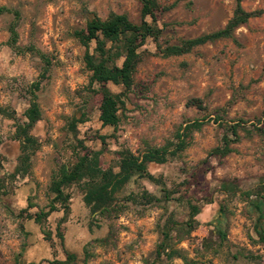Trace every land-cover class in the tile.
Listing matches in <instances>:
<instances>
[{"label": "rangeland", "instance_id": "374dc122", "mask_svg": "<svg viewBox=\"0 0 264 264\" xmlns=\"http://www.w3.org/2000/svg\"><path fill=\"white\" fill-rule=\"evenodd\" d=\"M158 2L167 8L158 22L163 46L222 29L231 18L235 4V0ZM0 7L19 13L18 45H34L51 59L47 77L37 92L41 120L34 126L32 135L40 146L31 156V172L23 179L8 180L5 195L0 196V264H55L65 261V252L76 257L72 264H83L85 246L105 237L108 226L112 227L108 243L88 247L90 258L86 264H143L152 259L159 241L156 223L164 213L159 207L147 208L141 217L131 208L112 221L96 216V224L84 207L82 192L73 186L69 190L71 213L61 226L63 247L55 236L61 213L52 214L41 226L26 218L27 214L33 215L46 207L47 188L58 168L73 163L74 141L65 131V124L72 116L80 118L81 112L86 117L84 123L77 125L79 138L89 139L95 134L107 137L106 152L100 160L103 168L115 167L117 152L121 150L136 155L145 146L161 147L171 141L185 121H203L201 129L193 134V144L179 159L148 167L149 173L162 177L168 186L182 185L181 192L188 189L195 200L212 202L203 206L197 217L199 226L191 238L179 243L177 248L188 260L201 263L211 260L212 264H264V246L251 240L254 237L251 217L242 199L238 196L227 199L218 192L221 182L234 181L240 191L256 188L264 178V137L258 134L244 137L240 132L241 140L231 145L230 155L202 164L222 137V130L212 121L215 111L224 110L225 122L243 120L247 126L261 119L264 16L250 19L237 28L232 39L197 47L179 57H160L148 41L141 49L144 56L134 74V87L120 111L121 124L113 130L101 126L92 96L85 92L89 74L83 65L84 48L74 33L84 29L89 19L105 20L110 13L125 15L138 24L141 5L135 0H0ZM242 7L247 12L264 9V0H244ZM13 21L12 13L0 15V108H10L22 119L28 106L24 89L39 79L43 63L36 56L17 55L6 45L7 29ZM107 88L113 94L122 90L111 83ZM190 99H199L203 109L187 107ZM13 132L14 121L0 115V155L5 159L0 165L1 174L13 172L20 154L19 144L11 140ZM84 146L92 151L101 149L100 142L95 140H85ZM194 173L197 180H190L189 174ZM142 189L158 196L156 186L133 181L118 197ZM220 204L228 208L224 222L227 249L215 257L204 253L201 260L196 250L217 223ZM23 210L26 213H21ZM169 212L177 220H185V202L171 203ZM43 231L51 233L52 248L44 241ZM237 251L251 253L256 260L233 261L230 255ZM166 264L185 263L174 259Z\"/></svg>", "mask_w": 264, "mask_h": 264}, {"label": "trees", "instance_id": "16d2710c", "mask_svg": "<svg viewBox=\"0 0 264 264\" xmlns=\"http://www.w3.org/2000/svg\"><path fill=\"white\" fill-rule=\"evenodd\" d=\"M135 1L141 5L138 24L132 23L125 15L110 13L105 20L97 17L89 19L84 29L74 33L79 44L84 48L83 65L89 74L85 92L92 96L101 126L110 127L113 130H116L121 124L122 115L120 111L125 106L128 99L127 95L132 92L134 74L144 56L141 49L148 41L154 45L156 54L160 57H179L191 53L197 47L219 40L232 39L237 28L246 24L250 19L264 16V9L247 12L242 7L244 0H235L232 16L222 29L194 39L183 40L176 45L163 46L160 43L162 30L159 28L158 22L167 8L161 6L159 0ZM4 13H12L14 17V21L9 24L7 29L9 37L6 45L17 55L36 56L43 63V67L39 79L24 89L28 96V106L22 115V119H18L15 112L10 108H0L2 117L14 121V132L11 140L19 144L20 152L13 172L10 174L0 173V196L5 195L8 180L23 179L31 172V156L40 146L39 140L32 135L34 126L41 120L37 92L46 79L51 66V59L37 50L34 45L22 47L18 45L17 21L19 13L0 7V15ZM92 44L93 48L91 49ZM109 83L120 86L121 92L118 94L111 93L107 88ZM186 105L199 110L203 109L199 99H190ZM224 115V110L214 112L212 121L222 130V137L219 145L206 154L203 165L209 159L222 160L230 155L233 152L231 145L241 140L240 132L244 133V137H251L254 134L264 137V110L261 119L249 126L243 120L225 122ZM85 117V114L81 112L80 118L72 116L66 121L65 131L74 141V161L69 166L58 168L55 177L47 188L49 200L46 207L39 209L33 215L27 214L26 218L41 226L52 214L61 213L55 236L63 247L64 234L61 226L67 222L71 213L69 190L73 186H77L82 192V202L89 211L93 222L96 216L105 221L116 220L130 208L136 210L140 217L149 207H159L163 210V215L156 223L159 241L152 259L146 260L143 264H166L174 259H180L185 264H212L211 260H205L202 263L196 260H188L184 252L177 248L179 243L191 238L192 232L199 226L197 217L203 206L212 202L205 199L195 200L192 194L188 193V189L184 193L181 192L180 189L184 186H168L162 177L155 176L148 171L151 164L164 165L169 161L179 159L193 144V134L201 129L203 121H185L174 133L171 141L161 147L145 146L136 155L129 150H121L117 152L116 166L103 168L100 160L106 152L107 137L95 134L89 139L87 137L79 138L77 125L84 123ZM85 140L99 141L101 149L98 151L90 150L84 146ZM4 161V157L0 155V165ZM195 174H189L188 178L197 180ZM133 181H146L156 186L158 196L142 189L118 197L124 188ZM184 185L189 184L184 183ZM218 192L227 199L236 196L242 199L241 201L245 204V209L251 217L254 236L251 240L254 244L264 246V178L259 180L255 189L248 191H240L234 181L221 182ZM183 201L186 204L187 216L185 220L179 221L172 212H169V208L171 203L181 204ZM24 212L26 213L25 210L21 213ZM227 216V206L220 204L217 223L212 225L209 238L202 240L199 245L200 249L196 250L199 252L196 255H200L201 260H204V253L215 257L222 249H227L228 240L224 226ZM94 223L97 224V221L95 220ZM97 227L100 228V224ZM111 231L112 227L108 226L105 237L94 240L85 246L83 264H86L90 258L88 247L94 244L106 246ZM42 236L52 248L51 233L43 231ZM65 256L64 262H55V264H72L75 262L76 257L73 254L65 252ZM230 257L233 261L238 259L256 260L251 253L243 251H237Z\"/></svg>", "mask_w": 264, "mask_h": 264}, {"label": "crops", "instance_id": "0c3cea01", "mask_svg": "<svg viewBox=\"0 0 264 264\" xmlns=\"http://www.w3.org/2000/svg\"><path fill=\"white\" fill-rule=\"evenodd\" d=\"M70 201H71V199H70ZM71 203V202H70ZM51 248V247H50ZM29 263H34V262H25V263H20V264H29ZM44 263H48V262H46V261H44ZM34 264H36V263H34ZM49 264V263H48Z\"/></svg>", "mask_w": 264, "mask_h": 264}]
</instances>
